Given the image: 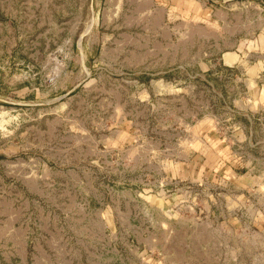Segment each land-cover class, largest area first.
<instances>
[{
  "label": "rangeland",
  "instance_id": "374dc122",
  "mask_svg": "<svg viewBox=\"0 0 264 264\" xmlns=\"http://www.w3.org/2000/svg\"><path fill=\"white\" fill-rule=\"evenodd\" d=\"M180 4L152 23L130 0H0V264H264V0L202 42L162 33ZM208 130L244 176L170 174ZM142 187L171 210L141 211Z\"/></svg>",
  "mask_w": 264,
  "mask_h": 264
},
{
  "label": "crops",
  "instance_id": "0c3cea01",
  "mask_svg": "<svg viewBox=\"0 0 264 264\" xmlns=\"http://www.w3.org/2000/svg\"><path fill=\"white\" fill-rule=\"evenodd\" d=\"M133 2V7L143 18L148 17L151 12L150 18L153 23V9L155 4H167V2H184L180 4L177 10L163 9L161 7L160 22L163 34H169V26L165 25V22H169L171 19L179 20L189 24L191 28L190 40L192 42H199L208 40L210 36L218 39L217 34L213 30L214 22L220 20L225 23L228 21V2L231 0H130ZM227 2L226 11L221 16H218L219 12L214 11L210 6L212 2ZM233 5V3H230ZM233 9V8H232ZM232 14V12L230 13ZM218 17V18H217ZM216 18V20L214 19ZM218 19V20H217ZM219 22V21H218ZM207 36V37H206ZM180 41L178 42L180 48ZM231 51H223L221 57L224 63H229L232 59ZM264 105V84L258 87L255 95L254 106L258 104ZM208 130L206 132H200L196 135L193 142L186 150V154L182 158H178L176 161L168 163L170 174L174 177L182 179L202 180L210 179V181L217 179L218 177H224L226 180L234 179V177H241L246 174L247 171L233 172L231 166V158H229L230 152L233 153V157L236 156V152L230 151L229 146L223 144V139L217 137ZM236 153V154H235ZM235 154V155H234ZM224 173V174H223ZM241 173V174H239ZM218 174V175H217ZM238 174V175H237ZM221 175V176H219ZM125 191H123L124 194ZM132 195L141 204L139 208L141 211L150 210L151 212L161 213L165 215L171 210L175 201L172 200L174 195L171 193H165L164 189L142 187L132 191ZM172 195V196H171ZM131 210H129L130 213ZM166 217V216H164ZM128 222V221H127ZM131 222L129 221V224ZM83 253L80 255L82 256Z\"/></svg>",
  "mask_w": 264,
  "mask_h": 264
}]
</instances>
